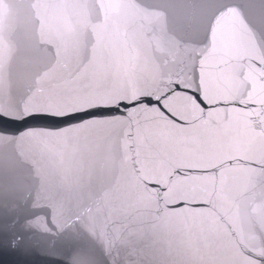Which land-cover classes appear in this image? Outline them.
<instances>
[{
	"label": "snow or ice",
	"instance_id": "1",
	"mask_svg": "<svg viewBox=\"0 0 264 264\" xmlns=\"http://www.w3.org/2000/svg\"><path fill=\"white\" fill-rule=\"evenodd\" d=\"M182 7L201 12L194 42L169 30L165 8L143 0H0V113L126 110L0 135V150H14L35 178L10 210L30 213V233L76 242L68 264H129L145 223L103 179L97 190L63 168L69 149L101 144L151 210L150 227L178 222L176 251L140 264H264V0L259 23L235 4ZM21 10L44 59L17 94Z\"/></svg>",
	"mask_w": 264,
	"mask_h": 264
},
{
	"label": "water",
	"instance_id": "2",
	"mask_svg": "<svg viewBox=\"0 0 264 264\" xmlns=\"http://www.w3.org/2000/svg\"><path fill=\"white\" fill-rule=\"evenodd\" d=\"M143 2L150 9L165 8L169 16V30L193 42L201 38V12L196 10L193 13L182 7L186 4L207 5L209 11L212 5L235 4L243 8L245 13L257 23L261 20V0H143ZM16 42L18 51L13 63V71L17 79V94H19L30 84L31 71L44 59L32 37L31 26L27 23L24 10H21L19 14ZM177 90L186 91L179 85ZM144 103L149 106L157 104L155 100L148 97L144 98ZM131 107L133 106L129 105V108ZM123 115H126L123 107L119 110L97 108L81 112L77 116L63 117L46 113L13 115L0 113V135L19 136L29 130H59L81 121L111 119L114 116ZM24 151L31 154L30 145L25 144ZM41 167L42 171H48V166L43 162ZM63 168L71 170L70 177H78L81 184H91L97 190L100 189V181L103 179V187H112L115 196L123 197L126 203H134L140 209L145 223L139 226V234L132 238L133 254L126 256L129 264H140L142 258L157 261L165 259L164 253L168 251L169 246L173 252L176 251L179 238L178 222L173 221L169 229L154 230L150 227L151 210L138 202V194L131 186L127 175H120L118 170H113L106 144L93 146L90 149L81 146L74 155L72 149H69L64 158ZM116 179L120 181L119 189H115ZM244 183L241 181V186ZM34 184L33 170L21 162L16 152L0 150V264H68V252L76 242L30 233L25 230L23 223L24 217L30 213L26 209L17 212L10 210V206L18 203ZM259 191L257 187V201L260 198ZM173 207H179V205Z\"/></svg>",
	"mask_w": 264,
	"mask_h": 264
}]
</instances>
